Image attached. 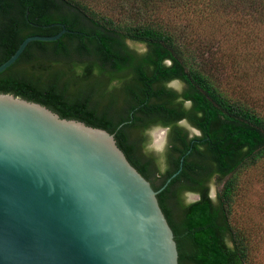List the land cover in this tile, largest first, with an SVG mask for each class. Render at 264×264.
Listing matches in <instances>:
<instances>
[{
	"label": "trees",
	"instance_id": "16d2710c",
	"mask_svg": "<svg viewBox=\"0 0 264 264\" xmlns=\"http://www.w3.org/2000/svg\"><path fill=\"white\" fill-rule=\"evenodd\" d=\"M64 26L0 72V93L114 133L155 190L184 157L157 195L179 264H256L236 208L243 173L264 162V110L247 89L264 90V0H0V65Z\"/></svg>",
	"mask_w": 264,
	"mask_h": 264
},
{
	"label": "water",
	"instance_id": "95a60500",
	"mask_svg": "<svg viewBox=\"0 0 264 264\" xmlns=\"http://www.w3.org/2000/svg\"><path fill=\"white\" fill-rule=\"evenodd\" d=\"M31 35L0 65L11 66ZM159 190L115 134L0 93V264H179Z\"/></svg>",
	"mask_w": 264,
	"mask_h": 264
},
{
	"label": "rangeland",
	"instance_id": "374dc122",
	"mask_svg": "<svg viewBox=\"0 0 264 264\" xmlns=\"http://www.w3.org/2000/svg\"><path fill=\"white\" fill-rule=\"evenodd\" d=\"M130 44L138 48L144 47L138 43L130 42ZM224 65L228 68H225L226 74H231V63L224 62ZM171 85L181 88V83L178 81L172 82ZM247 89L253 94L254 98L259 100V104L262 110H264V90L257 87L252 89L251 86ZM184 124L189 128L191 133H198L197 130L191 128L185 122ZM151 137V148L159 153L162 152L167 142V129L156 127L151 130ZM241 179L243 189L241 192L240 204H238L236 208L237 217L242 220L243 225L252 232H255V262L256 264H264V162L244 172ZM221 187L222 183L212 185L211 194L213 197H216ZM198 197L199 196L196 194H187L188 201L196 200Z\"/></svg>",
	"mask_w": 264,
	"mask_h": 264
},
{
	"label": "flooded vegetation",
	"instance_id": "af4514ba",
	"mask_svg": "<svg viewBox=\"0 0 264 264\" xmlns=\"http://www.w3.org/2000/svg\"><path fill=\"white\" fill-rule=\"evenodd\" d=\"M190 193H192V192H189L188 194H190ZM192 194H195V193H192ZM197 195V194H196Z\"/></svg>",
	"mask_w": 264,
	"mask_h": 264
}]
</instances>
